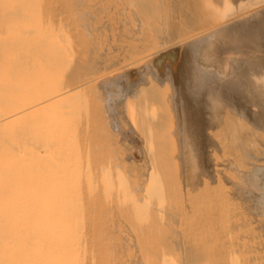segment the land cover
Wrapping results in <instances>:
<instances>
[{
    "label": "bare ground",
    "instance_id": "bare-ground-1",
    "mask_svg": "<svg viewBox=\"0 0 264 264\" xmlns=\"http://www.w3.org/2000/svg\"><path fill=\"white\" fill-rule=\"evenodd\" d=\"M0 264H264V0H0Z\"/></svg>",
    "mask_w": 264,
    "mask_h": 264
}]
</instances>
